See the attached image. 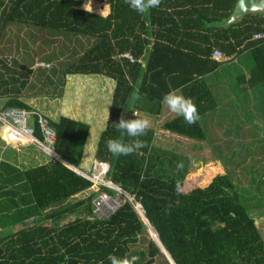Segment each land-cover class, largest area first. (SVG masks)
<instances>
[{
	"label": "trees",
	"instance_id": "16d2710c",
	"mask_svg": "<svg viewBox=\"0 0 264 264\" xmlns=\"http://www.w3.org/2000/svg\"><path fill=\"white\" fill-rule=\"evenodd\" d=\"M85 2L105 3L109 12L102 16L82 9ZM236 2L162 0L159 7L139 14L124 0H0V112L31 113L28 123L39 141L41 126L32 113L43 115L54 131V154L89 178L79 168L87 160L91 125L62 114L47 116L34 97L22 92L31 74L39 87L60 97L69 92L63 88L69 76L111 78L109 114L91 155L107 165L104 181L118 188L123 199L99 218L92 205L98 195L90 189L92 179L58 159L42 163L36 151L18 152L0 143V264H109V254L135 256V264H170L152 239L143 245L145 220L174 264H264V237L254 218L264 214V202L239 194L226 168L177 195L176 182L183 185L202 166L193 170L189 157L156 146L154 129L141 137L147 147L137 153L116 157L105 146L109 137L125 143L131 139L113 126L121 112L127 111L129 118H134L132 112L156 117L164 107L163 95L172 89L193 99L200 119L190 126L175 115L168 123H178L180 132L192 139L206 140L205 115L219 112L220 99L226 106L234 103L230 85L220 78L223 66L238 63L245 54L251 65L233 76L231 88L253 100L264 90V40L254 39L264 32V12H246L229 22ZM13 27L41 47L40 54L33 48L29 62L21 53L20 60L2 55V39ZM214 50L223 61L211 58ZM125 52L142 63L118 57ZM230 108L229 116H236V108ZM0 137L15 146L26 143L7 127ZM102 165L96 164L95 174ZM103 191L111 198L117 195ZM82 192L88 193L85 199L70 201Z\"/></svg>",
	"mask_w": 264,
	"mask_h": 264
},
{
	"label": "rangeland",
	"instance_id": "374dc122",
	"mask_svg": "<svg viewBox=\"0 0 264 264\" xmlns=\"http://www.w3.org/2000/svg\"><path fill=\"white\" fill-rule=\"evenodd\" d=\"M81 8L102 16L109 12V6L105 3L98 4L85 2ZM60 42L56 43L57 47L60 45ZM15 43H18L19 45H16ZM54 45L55 44H53V46ZM1 47L3 50L2 55L5 56L7 60L11 58L20 60L22 54V58L24 60L30 61L32 60L31 54L33 48L38 54H40L41 51V47L39 45H31L29 39L25 37L24 31L17 32L15 27L12 29L9 28L6 31L5 36L2 39ZM43 48L46 49L44 45ZM237 61L239 62L235 64L230 62L229 64L224 65L223 70L225 73L220 77L221 80L225 79V82L230 85L228 86L230 89L228 91L230 92L229 95L233 97L234 102L231 104L234 109L236 108L237 114L236 116L230 117L228 113L231 108H229L228 105L226 106L225 102H222L220 99L219 107L216 109L219 112H212L205 115L206 140H195L186 136V132H184L185 134L181 133L178 123L174 121L168 123V121H171L172 118L164 116L165 122L160 125L157 122L158 119L154 118V116L146 117L139 113L138 116L140 118L148 119L149 127L156 128V134L154 136V144L156 146L169 150H175L176 153L189 157L193 162V165L191 166V169L193 170L202 166L196 170V174L193 173L185 178L183 182L184 191L188 189V186H196L201 183L205 184L214 175L219 174L218 172H221V169L226 168L227 173L234 178V183L239 194L245 198L256 196L257 200L264 202V90L260 88L261 91L260 93L256 92V98L254 100L253 97L245 94L244 92H242L241 95L238 94L237 96L238 92L236 89L234 90L231 88L233 86V82L231 83L230 80L235 74L239 75L243 69H247L251 65L249 54L241 56L237 59ZM92 79L94 78L91 77L89 79L88 76L78 74L69 76L63 87L69 92H63L64 94L60 97L56 94L53 95V93L56 92H51V90L47 87H39L41 86L40 83L36 82L35 76L31 74L27 80L26 88L22 92V95L28 94L30 98L34 97L31 100L35 101L39 111L47 116L56 117L57 115L62 114L64 116L74 117L73 114H75V116L79 119L92 118V120L89 121L91 124V133L87 142L91 144V150L90 153L87 152V158L92 156V150L95 149L98 137L104 129V121L107 119L109 114V105L111 101L110 97L113 92V89L108 82H104L100 85L96 84L92 81ZM217 80L220 79L218 78L216 81ZM40 88L41 91H39ZM219 92L220 93L217 94L220 98L222 91L219 90ZM253 103L254 107L252 108ZM163 109L167 114H173L169 113V110L166 107ZM227 110L228 112H226ZM84 113L86 116H84ZM93 114L95 119H93ZM163 118L161 120H163ZM27 127L30 128L31 124L28 123ZM3 128H5V125L1 122L0 131ZM0 141H3L4 145H6L8 149L13 148L17 151L24 148L23 150L27 152L36 151L39 154V159L42 158V162L48 158L49 161L50 159H56V157L48 156V152H43L40 146H38L37 143V145L33 144L34 142L32 141H28L27 143L22 144V146H15L10 142L8 143L1 137ZM35 141L38 143L42 142L37 139H35ZM252 142L254 150H252ZM256 142H259V144L254 146ZM27 144L29 146L25 147ZM257 146H259L258 149L255 148ZM39 151L43 154L42 156ZM81 167L82 170L92 174L94 162H86ZM102 167L106 166L102 165ZM104 177L105 174L103 176V180ZM92 183L93 186L90 189L98 194L92 200L94 213L99 218L106 217L112 212L99 208L98 201L102 196H105L106 199L109 198V196L104 194L103 191V189L107 188L102 185H97L93 181ZM110 186L113 187L112 185ZM87 195V192L79 193L78 195L71 197L70 201H80L85 199ZM121 195L122 192L118 190L115 198L110 197V199L120 205L123 202ZM258 196L261 197L259 198ZM131 200L132 199H130V201ZM254 218L256 219V223L264 237V214L262 216L254 215ZM144 237L146 241L143 245H146L147 241L152 239L148 230L144 234Z\"/></svg>",
	"mask_w": 264,
	"mask_h": 264
},
{
	"label": "clouds",
	"instance_id": "9594fccd",
	"mask_svg": "<svg viewBox=\"0 0 264 264\" xmlns=\"http://www.w3.org/2000/svg\"><path fill=\"white\" fill-rule=\"evenodd\" d=\"M124 2L132 10L139 14H144L153 8L159 7L162 3V0H124ZM133 99L139 100L140 97L138 94H133ZM162 104L165 105L171 113L182 117L185 123L190 126L196 124L200 119L195 102L192 98L185 97L181 93L180 89H172L164 94L162 97ZM132 116L134 118H129L127 111H124L121 112L117 120L113 122V126L117 131L122 132L127 137L131 138L129 142L125 143L121 139L111 137L105 141L107 150L116 157L128 156L147 147L146 141L142 140L141 137H145L147 135L149 129V120L146 118H140L138 114L133 112ZM176 167L178 170H182L184 165L182 162H178ZM86 178L88 179V177ZM175 192L177 195H180L183 192V185L180 181H177L175 184ZM170 207V205L166 206V211ZM117 208L118 207H116V209ZM141 217L143 219V215ZM136 259L137 257L135 256L129 257L125 255L121 257L113 254H109L107 257L109 264H135ZM100 264H104V262L100 261Z\"/></svg>",
	"mask_w": 264,
	"mask_h": 264
},
{
	"label": "built area",
	"instance_id": "2783aa9c",
	"mask_svg": "<svg viewBox=\"0 0 264 264\" xmlns=\"http://www.w3.org/2000/svg\"><path fill=\"white\" fill-rule=\"evenodd\" d=\"M254 39H263L264 40V32L255 34ZM118 57L127 60L129 64L142 63L141 59L135 58L130 53H126V52L121 53V54H119ZM211 58L213 60H216V61L223 60L222 53L218 50L213 51ZM32 115L37 117L38 122L41 126L43 141L40 143L35 141V138L33 137V130L31 128L27 127L28 119L30 118L31 113H28L25 111H19V110H5V111L0 112V121L5 125V127L9 128L10 130L15 129V131L13 132V135L15 137H19L21 134H24L23 138L26 137L27 142L32 141V142H34L33 144H35V145L38 144V146H40V148L43 152L49 153L48 156H51V157L53 156V157H56V159L60 160L54 154V152L52 150L53 149V143H54V131L49 127L48 121L43 117V115H41L38 112H33ZM1 122H0V124H1ZM100 164H103V163H100ZM103 165H105V164H103ZM94 169L96 170V167ZM106 170H107V166H106L105 171ZM104 198H106V197L105 196L100 197V199L98 201V206L100 205V202L103 201ZM135 209H136L137 213L140 216H142V209H141L140 205H136Z\"/></svg>",
	"mask_w": 264,
	"mask_h": 264
},
{
	"label": "water",
	"instance_id": "95a60500",
	"mask_svg": "<svg viewBox=\"0 0 264 264\" xmlns=\"http://www.w3.org/2000/svg\"><path fill=\"white\" fill-rule=\"evenodd\" d=\"M246 12H264V0H237L235 7L232 11V14L230 16L229 22H233L235 21L237 18L241 17L243 14H245ZM60 161L63 164H67L69 167L72 166L71 164L67 163L64 160ZM96 164H100V163H95L94 168L96 167ZM74 172H76L77 174H79L80 176L86 178L85 176H83L82 174L78 173L77 171H75V167H70ZM95 172V169L93 170L92 174ZM110 198V197H109ZM119 207V206H117ZM109 215V214H108ZM107 215V216H108ZM145 225L148 229V231L151 234L152 240L157 244V246L159 247L160 251L167 257L168 261L170 264H174V262L171 260L170 256L168 255L167 251L165 250V248L163 247V245L161 244V242L159 241L157 234L155 233V231L151 228V226L147 223V221L145 220Z\"/></svg>",
	"mask_w": 264,
	"mask_h": 264
},
{
	"label": "crops",
	"instance_id": "0c3cea01",
	"mask_svg": "<svg viewBox=\"0 0 264 264\" xmlns=\"http://www.w3.org/2000/svg\"><path fill=\"white\" fill-rule=\"evenodd\" d=\"M221 61H223V60H221ZM86 76H88V78L90 79L91 77L92 78H94V79H92V81H94L96 84H100V85H102V83H104V82H108L109 83V85L112 87V89L114 88V81L111 79V78H109V77H105V76H103V75H86ZM210 77H212V75L210 76ZM85 78H87V77H85ZM112 95V94H111ZM110 100H111V97H110ZM166 106L164 105V107L163 108H165ZM218 107H219V105H218ZM217 107V108H218ZM231 107V105L229 106V108ZM167 108V107H166ZM232 109H234V107H232ZM228 111V110H227ZM169 113H171L170 111H169ZM74 115V119H78V120H82V121H84L85 123H88L89 125H91L90 123H89V121H91L92 120V118H90V119H79L78 117H76L75 116V114H73ZM171 115H173V116H175V114H171ZM171 115H169V114H167L166 112H165V110L163 109L162 111H161V114L160 115H158V116H156V117H154V118H157L158 119V123L161 125L163 122H165L164 120H165V117L164 116H166V117H169V118H172L173 119V116H171ZM57 116H59V115H57ZM84 116H86V114L84 113ZM177 116V115H176ZM148 117V116H147ZM164 117V118H163ZM160 118V119H159ZM163 118V120H161ZM93 119H95V116H94V114H93ZM105 122V121H104ZM152 129H154V135L156 134L155 132H156V128L155 127H151ZM186 129V128H185ZM184 130V129H183ZM183 130H181V131H183ZM184 131H188V130H184ZM90 133H91V130H90ZM90 133H89V135H90ZM1 143H3V141H0ZM4 144V143H3ZM5 147H6V145H4ZM22 146V145H21ZM27 146H29L28 144L25 146V147H27ZM24 149V148H23ZM23 149H21V150H17V151H24ZM86 152H89L90 153V150H91V144L90 143H87V145H86ZM40 152V151H39ZM41 153V152H40ZM42 154V153H41ZM59 158V157H58ZM60 159V158H59ZM62 160V159H61ZM49 161V159H46V160H44L43 162H42V158L40 159V161L39 162H42V163H47ZM89 161H92V162H94V165H95V163H99V162H97V161H95L93 158H92V156H89V158H87V160H85V162L83 163V165L87 162H89ZM211 163V162H210ZM214 164V163H213ZM81 171H83V172H85V173H87L86 171H84V170H82V168H79ZM219 169V168H218ZM220 170V169H219ZM219 173V172H218Z\"/></svg>",
	"mask_w": 264,
	"mask_h": 264
},
{
	"label": "bare ground",
	"instance_id": "6f19581e",
	"mask_svg": "<svg viewBox=\"0 0 264 264\" xmlns=\"http://www.w3.org/2000/svg\"><path fill=\"white\" fill-rule=\"evenodd\" d=\"M14 130H12V132H14ZM24 137V134H21L18 138L21 139L22 141H25L27 142V138H23ZM101 169V172H99V174H95V172L93 174H89V178L92 179L94 181L95 184L97 185H102L103 187H106V188H109L111 190H115V191H118L117 188H115L114 186L111 187L109 184H107V182H105L103 180V173L105 172V167H100ZM117 203L115 201H113L112 199L110 198H104L103 201L100 202V205H99V208H102L106 211H110V212H113L116 207H117Z\"/></svg>",
	"mask_w": 264,
	"mask_h": 264
}]
</instances>
